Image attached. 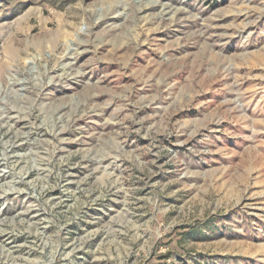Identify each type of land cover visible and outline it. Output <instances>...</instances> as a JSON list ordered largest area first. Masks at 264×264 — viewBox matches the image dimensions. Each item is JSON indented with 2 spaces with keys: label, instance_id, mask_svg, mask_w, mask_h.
Instances as JSON below:
<instances>
[{
  "label": "rangeland",
  "instance_id": "374dc122",
  "mask_svg": "<svg viewBox=\"0 0 264 264\" xmlns=\"http://www.w3.org/2000/svg\"><path fill=\"white\" fill-rule=\"evenodd\" d=\"M0 264H264V0H0Z\"/></svg>",
  "mask_w": 264,
  "mask_h": 264
}]
</instances>
